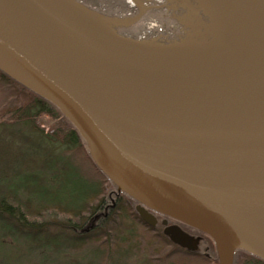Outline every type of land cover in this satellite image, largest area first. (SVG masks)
<instances>
[{
    "label": "water",
    "instance_id": "95a60500",
    "mask_svg": "<svg viewBox=\"0 0 264 264\" xmlns=\"http://www.w3.org/2000/svg\"><path fill=\"white\" fill-rule=\"evenodd\" d=\"M127 1L136 11L117 16L0 0V71L69 120L147 224L155 212L202 232L219 264L239 250L264 261V0ZM191 1L186 38L124 32ZM164 234L198 248L178 225Z\"/></svg>",
    "mask_w": 264,
    "mask_h": 264
},
{
    "label": "rangeland",
    "instance_id": "374dc122",
    "mask_svg": "<svg viewBox=\"0 0 264 264\" xmlns=\"http://www.w3.org/2000/svg\"><path fill=\"white\" fill-rule=\"evenodd\" d=\"M117 1L115 6L119 7L118 11L125 13L126 7L129 5L125 6L123 0ZM118 3H122L121 6ZM158 13L151 9L144 16L152 20L146 22L142 18L143 20L137 22L141 29H150L151 31V36L146 34L142 37H153L159 35L160 32L166 36L168 33H172L173 27L167 19L165 23L158 22L159 19L163 20L160 17L163 14ZM10 88L0 78V186L11 189L16 181L12 178L16 171H21L22 174L25 172L41 174L44 171L45 162L53 156H55L54 158L61 157L63 160L67 159L68 167L74 169L79 174V178H84L89 183L96 181L94 171L83 151L79 149L67 150L68 148L60 150L34 132L28 124L13 123L11 114L5 110L2 111V109L6 103L19 104L23 103L25 99L23 96H17L13 102L12 96L15 97L16 94L14 95ZM58 122L59 120L47 115L39 117L37 121L45 134H54ZM61 158L60 160H62ZM46 174H42V179L43 183L48 185L50 183ZM52 187L62 191L58 194L60 198L66 193L63 191L73 190V185L68 189L60 185ZM109 190L111 193H103L98 197H107L106 207L109 208L107 220L109 222H106L102 229L95 232L99 236L81 244L79 243L82 237L79 238V236H86V234L74 232L72 227L77 226L73 227L76 230L85 228L90 224L89 214L83 215L80 219L70 220L67 210L54 209L55 205L39 208L35 202H28V197L30 198L28 191H19L16 198L11 200L12 204L10 203V205L20 210L16 212L8 210L0 217V264H214L210 259L196 258L190 255L186 258L172 256L169 253V249H171L169 246L158 243L162 241L161 237L137 220L130 211L133 208L125 204L122 205L124 198L114 196V189L111 186H109ZM0 195L14 197L2 189H0ZM42 200L41 202H46L44 199ZM37 201H39L38 198ZM29 206L30 208H28ZM12 212L15 213L12 214ZM102 212L104 213L105 209ZM0 214L2 213L0 212ZM3 220L8 221L9 224ZM4 224L6 228L2 227ZM36 229L39 232H45L36 234L34 232ZM93 233L90 232L89 237H92ZM151 243L155 245L153 246ZM214 248L213 246L210 251L203 248L202 251L205 256H208L207 253H209L216 260ZM249 256L247 253L237 254L235 264H262Z\"/></svg>",
    "mask_w": 264,
    "mask_h": 264
},
{
    "label": "trees",
    "instance_id": "16d2710c",
    "mask_svg": "<svg viewBox=\"0 0 264 264\" xmlns=\"http://www.w3.org/2000/svg\"><path fill=\"white\" fill-rule=\"evenodd\" d=\"M85 4H87L90 7L93 8H100L103 9V7L110 1L115 2L116 0H81ZM98 2V3H97ZM119 4V3H118ZM112 9H114L116 6L115 4H110ZM0 78L7 83L10 89L14 92V95L12 96L13 102H15V99L17 96H23L25 101L23 103L15 104L12 103L11 105L9 103H6L3 107L2 111L5 110L11 114V120L13 123H25L28 124L31 129L39 134L40 136L44 137L48 142L56 146L58 149L68 148L67 150H75L79 149L83 151L87 157V159L90 162V165L92 167V170L94 171V175L97 178L96 181L93 183L86 182L84 178H79V174L74 171V169H71L68 167V160H63L61 157L53 156L49 160H47L44 164V171L40 174L38 172H25L24 174L21 173V171H16L14 173V176L12 177L15 181L14 185L11 186V189H6L2 186H0V189H2L4 192L9 193L11 196L14 197H6L5 195H0V217L3 216L4 212H8L11 210H20L19 208L14 207L11 200L13 198H16V195L19 194L18 192L28 191L30 194V198L28 197V202L31 203L32 201L35 202L38 207L46 208L48 205H55L54 209L58 210H67L70 220L71 219H80L83 217V215L89 214L90 219L96 215L101 213L106 207L107 197L101 198V195L103 193H111L109 190V186H111L115 192V186L110 182V180L96 167L94 162L89 156V153L87 151L86 145L79 135V133L76 131V129L73 127V125L67 120L63 114L50 102L42 99L35 93L31 92L30 90L24 88L14 80L8 78L3 72L0 71ZM18 103V102H16ZM47 115L48 117H51L53 119L59 120L57 128H55L54 134H45V131L40 128L37 121L38 118ZM1 118V117H0ZM58 145V146H57ZM60 158L62 160H60ZM88 162V163H89ZM47 173L48 176V182L50 184L46 185L44 180L42 179V174ZM76 176H75V174ZM60 185L64 187L65 189H68L73 185V190L69 191H63L66 192L65 195H62V197H58L59 189H56L52 186ZM27 188V189H26ZM115 196V193H114ZM37 198L39 201H37ZM46 202H41L43 201ZM96 202V204H95ZM58 203V204H57ZM124 203V201H123ZM124 205V204H122ZM13 206V207H12ZM30 208V206L28 207ZM32 208V205H31ZM48 210V208H47ZM15 212H12L14 214ZM103 213V212H102ZM10 216V215H7ZM2 220V219H1ZM5 221V220H3ZM6 224H9L8 221H5ZM78 222V221H76ZM106 222H109L106 219H103L101 217L97 221V227L90 231L93 233L92 237H89L88 234L86 236H79L81 238L80 243L91 241L92 239L99 236V234H95L96 231L99 229H102L104 224ZM69 225V224H67ZM6 228V225L2 226ZM77 227V226H73ZM72 229L74 230V228ZM34 230V229H30ZM36 234H40L44 232H39L37 229ZM75 232V231H74ZM78 243V241H76ZM250 255V254H249ZM249 257L257 259L258 262L264 264V261L260 260L259 258H256L255 256L250 255ZM235 264V263H234Z\"/></svg>",
    "mask_w": 264,
    "mask_h": 264
},
{
    "label": "flooded vegetation",
    "instance_id": "af4514ba",
    "mask_svg": "<svg viewBox=\"0 0 264 264\" xmlns=\"http://www.w3.org/2000/svg\"><path fill=\"white\" fill-rule=\"evenodd\" d=\"M117 1V0H116ZM115 2H108L104 7H103V12L109 14V15H117V16H127L128 14H131L133 12V7H126L127 10L125 11V13H122V12H119L118 9L119 7L117 6L115 8V10L112 9V7L110 6V4H115ZM119 2V1H117ZM122 4V3H119V5ZM127 4L125 3V6ZM121 6V5H120ZM128 6V5H127ZM115 196L117 198L121 197V198H124V203L125 205H128L130 208H133V210H130L132 211L133 215L136 216L137 220H139L144 226H146L148 229H150L151 231H153L154 233H156L158 236L161 237L162 241H159L158 243H162V244H165V246H169L171 249H169V253H171L172 256H178V257H187L188 255L190 256H193V257H196V258H205L207 260H211V263H214V264H218V259H217V256H216V260H215V257L209 255V253H207L208 256H205L204 255V252L202 251V249L204 248L205 250L207 251H210L212 250V247L214 246V244L204 235L202 234L201 232L193 229V228H190L186 225H183L173 219H168L167 217L161 215V214H158V213H155V212H152L153 215H155V217L157 218V225H155L154 227L153 226H150L148 225L147 223H145L141 218H140V215L137 211V208L139 206V204L134 201L133 199H131L130 197H128L127 195L125 194H122V193H115ZM107 208V207H106ZM105 208V212L104 213H99V214H96L94 215L91 219H90V224H88L87 226H85V228H80V230H76L74 229L75 232H78L80 234H88L90 233L91 230L95 229L97 227V221L102 217L98 218L95 222L94 225H92V219H94L96 216L98 215H103V219L107 218V214H108V210L109 208L106 209ZM151 212V211H150ZM167 219V224L166 226H174V225H178L184 232L188 233L191 237L195 238V239H199V243H198V248L197 250L195 251H188L187 249L185 248H182L180 247L179 245L173 243L165 234H164V230H165V225H163V222ZM82 229V230H81ZM80 236H84V235H80ZM153 246L155 245L154 243H151ZM150 244V245H151ZM215 249V248H214ZM242 253V252H240ZM240 253H237V254H240ZM236 254V256H237ZM236 256H235V260H236Z\"/></svg>",
    "mask_w": 264,
    "mask_h": 264
},
{
    "label": "bare ground",
    "instance_id": "6f19581e",
    "mask_svg": "<svg viewBox=\"0 0 264 264\" xmlns=\"http://www.w3.org/2000/svg\"><path fill=\"white\" fill-rule=\"evenodd\" d=\"M189 3H191V5L189 4L188 5L189 7H185V8L172 7L169 9H162V8H154L153 9L154 12H159L158 14L162 13L163 14L162 16H165L163 18L162 16L159 15L163 20L159 19L158 22H161V23L164 22L165 23V20L167 19L169 24L172 25V27H173L172 34L168 35L166 38H168V39L174 38L172 36L175 33H180L179 36H183V38H186L188 36V31L190 29L189 28V25H190L189 16H190V14H192V12H193L192 10L195 9L197 12L199 9V12H201V9L199 8L200 6L197 5L195 2L191 1ZM148 13H147V15H148ZM145 16L143 17V19H145L146 22H149L150 20H152L151 18H145ZM150 17H152V16L150 15ZM181 25H182V27H181ZM140 27H141L140 24L139 25L135 24L130 29H128L126 32L129 33L134 38H138V37H140L142 35H146V34H147V36H151L150 29H141ZM148 28H151V27H148ZM140 30H141V32H140ZM180 30H182V32ZM178 31H180V32H178ZM160 33L157 36L162 38V39H165V37L162 35V33L161 34ZM175 35H177V34H175Z\"/></svg>",
    "mask_w": 264,
    "mask_h": 264
}]
</instances>
